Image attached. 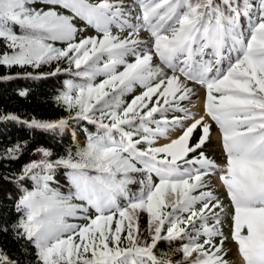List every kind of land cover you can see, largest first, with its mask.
I'll return each instance as SVG.
<instances>
[{"label":"snow or ice","instance_id":"snow-or-ice-1","mask_svg":"<svg viewBox=\"0 0 264 264\" xmlns=\"http://www.w3.org/2000/svg\"><path fill=\"white\" fill-rule=\"evenodd\" d=\"M0 41V66L56 65L0 79L66 72L55 99L70 113L0 122L95 129L83 142L73 131L55 159L40 145L38 159L0 174L17 214L0 233L25 256L0 248V264H234L225 241L242 264H264V0H0ZM190 83L204 89L203 114ZM213 125L221 163L206 155ZM27 150L18 140L0 161Z\"/></svg>","mask_w":264,"mask_h":264},{"label":"trees","instance_id":"trees-1","mask_svg":"<svg viewBox=\"0 0 264 264\" xmlns=\"http://www.w3.org/2000/svg\"><path fill=\"white\" fill-rule=\"evenodd\" d=\"M82 24L83 22H81V25ZM56 46L60 47L61 45L57 43ZM3 50V42L0 41V51ZM60 66L62 68L67 67V65L63 62H61ZM55 67V63L52 65H44L40 69H22L19 67H12L9 69L4 66H0V77L9 74H23L26 72H32L34 74H47L54 70ZM67 78H69V74L62 72L57 76L46 75L45 78L36 80L25 79L22 75L12 80L0 79V116L5 115L6 113H13L28 119L32 116L41 120L51 121H56L61 118L68 119L70 113L60 107L55 99L56 95L61 91L63 81ZM20 90H26L28 95L21 97L18 95ZM139 90L140 89L137 88L136 92L131 95L138 94ZM131 95L126 97V99L130 100ZM69 126H72L73 131H75L77 136L83 141L85 138V129H88L89 131L95 130L94 126L89 125L86 121H79L77 124L69 120ZM18 140H27L28 150L20 157L19 160L0 161V174H6L9 172L18 173L22 165L32 159H38V156L31 154V150L40 145L51 149L53 152L52 159L63 155L65 150L72 144V132L67 129L62 134L54 135L40 130L28 129L24 126L16 124L15 122H0V151L12 144H15ZM209 146L210 142L206 143V155H208L207 150ZM6 163L9 165L8 167H5ZM59 178L62 184L66 183L62 175ZM28 186H31L30 182ZM8 191H12L13 195H15L13 185L0 180V225L3 223L14 222L17 219V214L12 209L13 201L8 200L6 196ZM68 222L79 224L84 223L82 220L72 218H69ZM140 225L142 230L146 229V214H141ZM143 234L144 236H147L146 231H144ZM159 247L168 251L167 245L163 242L159 245ZM0 248L8 252L13 258L19 257L22 261L25 260V256L20 251V245H18L10 235L0 233Z\"/></svg>","mask_w":264,"mask_h":264},{"label":"rangeland","instance_id":"rangeland-1","mask_svg":"<svg viewBox=\"0 0 264 264\" xmlns=\"http://www.w3.org/2000/svg\"><path fill=\"white\" fill-rule=\"evenodd\" d=\"M84 34L85 35H93L95 33H94V31L92 29H88V31L86 33H84ZM140 35L143 38V37L147 36V33L142 32ZM190 86H192L194 88V91H197L199 93V98L204 96V89H202L199 85H192L190 83ZM198 99H197V97L194 96L193 97V103L195 104V101L198 100ZM203 99H204V97H203ZM185 104H187V102H185ZM200 109H201V106H200ZM68 130L73 132L72 126H69ZM79 140L81 142H83L81 139H79ZM216 143L217 142H215L214 138L212 137L211 142H210V146H209V148L207 150V154H208L209 157H211L213 159L215 158V160H218V156L220 157V148H219V144L217 143L218 144L217 145ZM212 180H213V185L215 186L214 187V191L219 192V189L223 190L220 187V185L218 184L217 177H213ZM219 194L222 195L220 192H219ZM226 200L227 199H224V203L225 204H227ZM225 231L227 232V229H225ZM225 248L229 249L228 255H227L226 258L229 259L230 261L234 262V264H239V258H238V254L236 253L237 248H236L235 243L231 242V241H225Z\"/></svg>","mask_w":264,"mask_h":264},{"label":"bare ground","instance_id":"bare-ground-1","mask_svg":"<svg viewBox=\"0 0 264 264\" xmlns=\"http://www.w3.org/2000/svg\"><path fill=\"white\" fill-rule=\"evenodd\" d=\"M204 97V96H203ZM203 97H201V98H199L198 100H196L195 101V105H196V108L194 109V110H199V112L201 113V114H203V109H200V106H201V104H203ZM177 133H175V132H173L172 133V135H173V137L176 135ZM215 136H218V133L216 132L215 133ZM214 136V137H215ZM213 137V138H214ZM78 138V137H77ZM163 142H165L164 140H161L160 141V143H163ZM218 181H219V179H218ZM219 184H220V181H219ZM239 258V257H238ZM239 264H242V262H241V260L239 259Z\"/></svg>","mask_w":264,"mask_h":264}]
</instances>
